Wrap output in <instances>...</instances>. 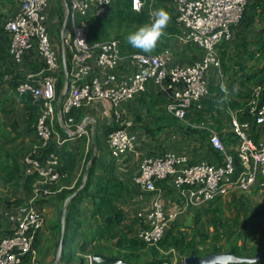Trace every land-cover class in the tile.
Returning <instances> with one entry per match:
<instances>
[{
	"label": "built area",
	"instance_id": "built-area-1",
	"mask_svg": "<svg viewBox=\"0 0 264 264\" xmlns=\"http://www.w3.org/2000/svg\"><path fill=\"white\" fill-rule=\"evenodd\" d=\"M15 1L18 2V9L6 20L4 26L10 35L9 54L12 62L21 64L24 55L35 50L50 74L40 78L28 74L26 80L17 87L20 94L31 92L35 98L45 100L35 125L37 139L29 153L22 158L27 173L36 172L40 179L33 190V197L17 205L16 213L10 215L15 225L9 235L0 238V264H21L27 253L34 255V242L46 223V216L36 201L41 199L40 195L49 197L53 192L45 186L58 182L60 178L56 170V155L51 153L43 159L42 151L53 139L59 145L64 142L55 127V73L61 65L46 24L50 0ZM146 1L131 0L132 9L140 11ZM169 1L176 8V22L182 28L177 37L179 42L194 44L200 50L199 57L188 65L177 62L168 48L155 54L135 52L125 59L117 39L88 41L87 18L90 15L97 18L109 15L113 0H67V22L70 19L71 26H66L62 40L70 56L71 68H68L65 98L60 101L62 114L73 107L99 100L109 101L112 115L121 125L106 139L108 149L115 158L138 150V136L131 130V121L124 117L123 105L127 101L152 89L161 91L167 96V113L179 121H186L194 106L198 110L203 109L202 101L209 94L210 80L214 78L223 85L226 81L219 46L223 42L233 43L234 27L241 22L248 0ZM78 16L83 17L79 24ZM124 60L129 62L132 74L119 80L115 71ZM99 72H103L104 76ZM210 72L213 73L212 77L209 76ZM6 79L10 80V77ZM261 89L260 84L255 85L249 108V113L256 119L257 141L253 139L250 122L241 121V113L232 108L226 109L230 118L229 128L238 140L232 148L238 152L243 166V170L236 176L233 155L222 141L221 134L214 128V122L199 126L210 132V142L222 153V161L216 163L201 159L191 162L186 154L173 150L142 158L134 181L143 191L153 193V197L148 208L138 211L144 223L138 231L139 238L149 244H156L184 212L203 206L218 196L224 197L234 191L253 192L255 189L264 193V102L259 103ZM72 121L69 118L65 123L70 127ZM158 180L171 181L177 194L175 198L179 203L178 208L167 206L163 189H157ZM184 259L166 260L162 264H184ZM92 263L89 256L88 264Z\"/></svg>",
	"mask_w": 264,
	"mask_h": 264
},
{
	"label": "trees",
	"instance_id": "trees-1",
	"mask_svg": "<svg viewBox=\"0 0 264 264\" xmlns=\"http://www.w3.org/2000/svg\"><path fill=\"white\" fill-rule=\"evenodd\" d=\"M159 8H164L169 13L170 20L155 49L145 54L159 53L167 49V47L171 48L172 44L178 45L179 40L177 37L181 34L182 28L176 22V8L173 2L169 0H156L152 4L147 0L140 11L132 9L131 0H113L109 15L104 18L90 15L87 18L89 25L88 41L117 39L120 41L122 55L127 59L130 54L141 52L139 49H134L129 45L127 36L138 27L151 23V14ZM82 19L83 17L78 16V24ZM70 26L71 21L69 19L67 28ZM234 29L233 43L223 42L219 46L222 68L225 75L230 78L226 79L225 85L214 78L210 80L209 94L202 101L203 109L198 110L194 106L188 117L191 118V123L197 126L186 125L171 115H165L164 111L166 108L162 107V104L167 102V96L161 91L152 89L141 93L139 101L143 106H146L150 117L155 116L161 108L163 110V114L155 116L153 121V124L155 123L158 127L147 128L154 137L163 127L175 124L179 130L195 139L194 158L191 162H198L201 159H208L216 163L222 161V153L215 149L210 142V132L199 126L202 124L209 125L214 122V128L221 134L222 141L233 155L236 166L234 176H236L243 170L238 152L235 148H232L238 140L235 133L226 127V123L222 122L221 116L228 117L227 123L229 125L230 118L226 109L230 107L241 113V121H248L251 124L253 139L255 141L259 139L256 133V119L249 113V108L250 100L255 93L254 87L256 84L262 86L259 92V103L264 102V0H248L242 20ZM246 30L248 32H245ZM252 32H256L258 37L256 39L250 38V40L248 37L253 34ZM248 33L251 34L249 35ZM2 36L5 41L6 36L4 34ZM9 43L7 45L8 52L5 56L8 55L10 57ZM183 47L185 49L184 57L180 60L176 59L177 62L188 65L199 57L200 50L198 46L190 43L183 45ZM4 50L5 48L2 51L0 48V57L4 56ZM67 56L68 68H71L69 53H67ZM58 61L60 60L58 59ZM11 64L13 67L4 72L0 71V81L3 83L6 73L13 76L11 80H5V82L24 104L27 131L35 132V125L41 115L45 100L43 98H35L31 92L20 94L17 87L20 82L26 80L28 74H35L36 78H40L50 74V72L35 50L28 51L24 55V61L21 64H13L12 59ZM55 76L57 77L56 102L64 92L63 71L60 74L58 69ZM231 79L236 84L232 83ZM233 85L237 89L236 95L231 94ZM4 110L9 111V108H4ZM83 111L84 106L73 107L69 112L63 113V118L65 121L72 118L73 121L70 127L76 130L85 117ZM161 121H163L162 124H160ZM14 126L16 127V125ZM56 126L59 133L66 140L63 145H59L53 139L49 146L42 151L43 155H41V158L44 159L50 156L51 153L56 155L58 160L56 170L59 172L60 178L58 182L45 186V188H50L53 193L46 198L40 195L41 197L39 198L41 199L39 202L45 204L50 199L55 200L60 205L59 214H61L66 198L82 186L88 162L94 151L92 145L86 148L89 138L83 134L76 135L83 146L80 149L70 147L68 142L70 136L59 123ZM120 127L121 125L117 121H114L111 126L104 127L106 139L112 131ZM95 139L99 143L97 133H95ZM12 140H14V137L1 132L0 127V141H2L0 143V182H4L9 189L22 188L31 194L38 185L37 182L40 179V175L36 172L27 173L26 168L22 164L23 156L20 157L17 152H10L4 147L5 142ZM110 154L112 155L111 152ZM98 158L97 155L88 166L85 184L68 203L61 264H88V259L84 255H93L97 252L106 256L119 257L129 264H162L166 260H171L172 253L169 252L172 250H177L183 258L189 256L192 251L202 256L209 251L220 252L233 249L238 255L252 257L257 252L264 250V230L262 237H258L255 234L257 222L264 218V203L252 206L246 200L245 195L235 196L232 201L228 202L222 196H218L203 205V207L190 208L189 212L192 219L187 217L184 219L179 218L172 223L162 239L156 244L147 243L137 235L144 225L138 216L139 210H134L131 213L123 205L135 198L134 191L126 181L117 176L115 160L108 163L104 171L100 173L97 167ZM112 158H114L113 155ZM81 161H83L82 171L77 180L73 182L74 174ZM135 185L138 186L137 184ZM156 185L157 189H164V191L167 190L171 193L175 190L170 180H158ZM252 193H260V191L255 189ZM86 200L92 202L90 217L94 222V229L89 231L88 235L83 238L85 239L84 241L78 242L79 233L83 228L81 217L82 202ZM19 201L21 202L23 199H19ZM228 211H230V216L227 215ZM203 217L209 219V225L213 227L212 232H210L209 228L200 227ZM191 220L194 221L193 225L188 222ZM182 227L189 228L191 233L185 232ZM50 228L56 234V241L54 242L55 256L61 236V216H59L57 221L51 222ZM254 234L256 239L253 238ZM240 240H242L241 243H239ZM39 245L40 241L37 236L34 242V248L37 249V252ZM32 259V253H27L21 264H33ZM53 260L45 262V260L37 258V264H52ZM253 264H264V253L262 260Z\"/></svg>",
	"mask_w": 264,
	"mask_h": 264
},
{
	"label": "crops",
	"instance_id": "crops-1",
	"mask_svg": "<svg viewBox=\"0 0 264 264\" xmlns=\"http://www.w3.org/2000/svg\"><path fill=\"white\" fill-rule=\"evenodd\" d=\"M152 3L156 2V0H149ZM18 9V2L15 0H0V48H5L2 57H0V71H5L10 67H13L11 64V59L7 55L8 48L7 45L9 43L10 35L5 31V22L6 20L12 16L16 10ZM68 3L67 0H50L49 7L46 13V24L48 28V32L50 35V40L52 42V46L55 48L58 59L60 60V69L59 73L61 74L63 71V79H64V88L66 82V69L67 66V53L65 50L64 54V42L62 40V34L64 32V25L66 22L67 26V16H68ZM245 32H248L246 30ZM248 33L252 37L256 39L257 33L252 32ZM4 34V37L2 36ZM8 38V39H7ZM251 40V39H250ZM181 42H178V45H181ZM100 75L103 77L104 73L99 72ZM119 80L128 75L132 74V69L128 61L124 60L122 63L119 64L118 68L115 71ZM213 73L210 72L209 76ZM9 76L10 80L13 78L11 74H7L4 76L3 83L0 81V127L1 132H5L6 135L10 137H14V140L10 142H5L4 147L9 150L10 152H17L18 155L25 156L31 150L32 144L36 141L37 135L34 131H27V123H26V112L24 109V104L21 102L19 97L9 88V85L5 82V77ZM225 78H230L228 75H225ZM7 81V79H6ZM232 83L233 79H231ZM234 86V85H233ZM140 94L136 95L134 98L130 99L123 105L124 110V117L131 121V130L138 136V150L136 152H130L120 158H112L110 151L106 145V133L104 127L111 126L114 124V119L112 115L111 105L110 102L107 100H99L94 103L88 104L84 106V114L85 117L83 120H86L85 126L88 127L90 130L91 136L88 137V142L86 143V148L88 146H93V151L95 152V144L97 145V153L98 160H97V167L98 171L101 173L106 168V165L110 163L112 160H115V164L117 167V176L124 181H126L131 189L135 193V198L131 201L126 202L124 207L128 208L132 213L134 210L146 209L151 203V199L153 197V193H148L143 191L138 186H136L134 182V178L139 172L141 160L144 156H153L164 153L167 150H173L177 153L186 154L190 160H193V150L194 146L193 143L196 144V141L193 137L182 133L181 130L177 128L175 124H170L166 127H163L158 134L154 137L147 128H156L158 125L153 124L154 118L157 115L163 114L162 108L157 111L155 116H148V111L146 106H143L139 101ZM62 100V99H61ZM166 103V102H165ZM165 103L162 104V107L165 108ZM57 109V101L54 103ZM4 108H9V111H5ZM165 115H169L167 111H164ZM63 118V117H62ZM64 120V118H63ZM65 122V121H64ZM57 123L63 127L61 123V116L57 110L56 113V120H55V127L57 132ZM83 123V121H82ZM81 123V125H82ZM89 123V124H88ZM161 121L160 124H162ZM188 124L195 126L194 123ZM16 125V127L14 126ZM226 127L229 128L228 123H226ZM69 132L65 130V132L70 136L68 142L70 143V147L74 149H80L83 145L81 141L76 137L79 134H73L77 131L68 127ZM95 133L98 134L99 143H97L95 139ZM60 134V133H59ZM61 138H66L61 135ZM2 141H0L1 143ZM64 142L61 144L63 145ZM93 152V154H94ZM92 157V156H91ZM91 159V158H90ZM21 161V159H20ZM92 163V162H91ZM88 162L87 167L91 164ZM83 168V161H81L78 169L74 174L75 182L80 175ZM63 185V184H62ZM176 191L174 190L173 193L163 189V197L165 203L168 207L171 208H178L179 203L176 201ZM33 197L32 193H28L24 191L22 188L20 189H9L6 187L4 182H0V238L5 237L11 233L14 228L15 220H13L10 215L11 213H16L17 205L26 200ZM19 199H23V201H19ZM38 207L43 211L46 216V223L42 230L38 234V240L40 241L39 250L35 249L33 256V264H37V258L43 259L45 262H50L54 259V242L56 241V234L50 228L51 222L57 221L60 213V205H58L55 200L50 199L47 203L43 204L40 203L38 200L36 201ZM39 202V203H38ZM64 205V204H63ZM63 208V207H62ZM92 209V202L90 200H86L82 202V222L83 228L79 233L78 242L84 241L89 231L94 229V222L90 217ZM62 212V210H61ZM186 215V214H185ZM180 218L184 219L186 217L183 214ZM138 231V230H137ZM41 249V251H40ZM52 253V257H50ZM86 259L89 258L91 255H84ZM113 257V256H111ZM119 258V257H118ZM127 263V262H126ZM107 264V263H106Z\"/></svg>",
	"mask_w": 264,
	"mask_h": 264
},
{
	"label": "water",
	"instance_id": "water-1",
	"mask_svg": "<svg viewBox=\"0 0 264 264\" xmlns=\"http://www.w3.org/2000/svg\"><path fill=\"white\" fill-rule=\"evenodd\" d=\"M66 21H67V19H66ZM65 28H66V22L64 25V30H65ZM64 54H65V48H64ZM65 69H66L65 90L62 93V95L59 97V99L57 100V110L61 116V123H62L64 129H66V131L69 132L68 126L66 125V123L64 122V120L62 118L63 114H62L61 105H60V101H61V99H63L64 93L68 89L69 71H68V68L66 66H65ZM85 122H86V120H83L81 127L78 128V130L73 134H75V135L79 134L81 129L83 127H85ZM95 148H96V150H95L94 154L92 155V157L89 161L90 163L95 159V156L97 153V145L96 144H95ZM87 174H88V167H87L86 172H85V179L82 183V186L85 184ZM82 186L79 189H77L76 191H74L71 195H69L64 202L62 212H61V236H60V241H59V244L57 246L56 254H55V257H54L52 264H61L62 263L63 248H64V237H65V232H66L67 206H68V203L78 194V192L80 191ZM263 253H264V250H261V251L257 252L254 256L249 257V256L238 255L237 253H235V251L233 249H231L228 251H220V252L209 251V252H206L204 255L200 256L195 251H192L189 256L185 257L184 264H253V263H257V262L262 260ZM91 260L93 263H97V264H99V263L127 264L124 260H122L118 257L106 256V255L99 253V252L91 255Z\"/></svg>",
	"mask_w": 264,
	"mask_h": 264
},
{
	"label": "rangeland",
	"instance_id": "rangeland-1",
	"mask_svg": "<svg viewBox=\"0 0 264 264\" xmlns=\"http://www.w3.org/2000/svg\"><path fill=\"white\" fill-rule=\"evenodd\" d=\"M183 45H185V44H181V45H177V44H172V46H171V48L170 47H167L169 50H170V52H171V54H172V57L174 58V59H177V60H180L181 58H183L184 57V53H185V49H184V47H183ZM252 65V64H251ZM224 71V70H223ZM232 72H234V71H232ZM227 79V78H226ZM224 85H225V82H224ZM237 91V89H236V87L235 86H233V87H231V94L232 95H236V92ZM221 119H222V122L223 123H227V121H228V117H226V116H221ZM188 121L191 123V118H188L186 121H181V122H183L184 124H186V125H190V124H188ZM89 124V123H88ZM182 133H184L183 131H181ZM80 134L82 135H86L87 137H90L91 136V134H90V130L88 129V127L87 126H85L84 128H83V130L82 131H80ZM195 144L193 143V146H194ZM239 195H245L246 196V200L248 201V203H250L252 206H257V205H260V204H262V203H264V194H261V193H252V192H248V191H234V192H231V193H229V194H227V195H225L224 197H223V199L225 200V201H232L233 199H234V197L235 196H239ZM39 203V202H38ZM206 205V204H205ZM199 207H201V206H199ZM203 207V206H202ZM190 210H187L186 212H184L183 213V216L184 217H187V218H190V219H192L191 218V213L189 212ZM186 214V215H185ZM227 215L228 216H230V211H228L227 212ZM209 219L208 218H206V217H203L202 219H201V226L200 227H202V228H209V230H210V232H212L213 231V227L211 226L210 227V225H209ZM188 222H191V224L193 225V223H194V221H188ZM183 228V230L185 231V232H189V233H191L190 232V230H189V228H186V227H182ZM185 228V229H184ZM263 230H264V218H262L259 222H257V230H256V236H258V237H262V232H263ZM255 234H254V236H253V238L254 239H256V236H255ZM257 237V238H258ZM242 242V240H240L239 241V243H241ZM169 253H172V258L171 259H175V258H177L178 260L182 257L180 254H179V252L177 251V250H172L171 252H169ZM242 253H244V252H242ZM50 257H52V253H51V255H50ZM127 264H129V263H127Z\"/></svg>",
	"mask_w": 264,
	"mask_h": 264
},
{
	"label": "clouds",
	"instance_id": "clouds-1",
	"mask_svg": "<svg viewBox=\"0 0 264 264\" xmlns=\"http://www.w3.org/2000/svg\"><path fill=\"white\" fill-rule=\"evenodd\" d=\"M151 16V23L138 27L127 36L129 45L144 53L151 52L155 49L170 20L169 13L164 8L155 10Z\"/></svg>",
	"mask_w": 264,
	"mask_h": 264
}]
</instances>
